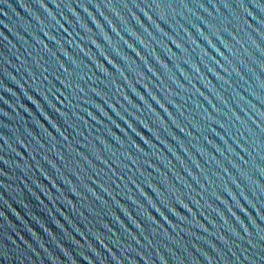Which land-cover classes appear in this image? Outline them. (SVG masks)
I'll list each match as a JSON object with an SVG mask.
<instances>
[{
  "label": "water",
  "instance_id": "water-1",
  "mask_svg": "<svg viewBox=\"0 0 264 264\" xmlns=\"http://www.w3.org/2000/svg\"><path fill=\"white\" fill-rule=\"evenodd\" d=\"M0 264H264V0H0Z\"/></svg>",
  "mask_w": 264,
  "mask_h": 264
}]
</instances>
